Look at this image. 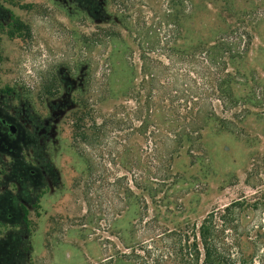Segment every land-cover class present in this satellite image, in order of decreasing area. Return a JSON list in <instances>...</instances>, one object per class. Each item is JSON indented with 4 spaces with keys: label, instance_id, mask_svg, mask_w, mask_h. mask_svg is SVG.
Masks as SVG:
<instances>
[{
    "label": "rangeland",
    "instance_id": "rangeland-1",
    "mask_svg": "<svg viewBox=\"0 0 264 264\" xmlns=\"http://www.w3.org/2000/svg\"><path fill=\"white\" fill-rule=\"evenodd\" d=\"M1 119L0 264H203L238 199L236 264H264V0H0Z\"/></svg>",
    "mask_w": 264,
    "mask_h": 264
},
{
    "label": "trees",
    "instance_id": "trees-1",
    "mask_svg": "<svg viewBox=\"0 0 264 264\" xmlns=\"http://www.w3.org/2000/svg\"><path fill=\"white\" fill-rule=\"evenodd\" d=\"M219 59V63L225 62L221 57ZM228 77L229 74L227 73L224 76L217 75L214 95L221 97L231 95L230 88L224 86L229 82ZM201 112L203 111L198 112L197 119L195 118V121L190 125L184 122V132L180 135H174L172 141L179 142V144H182L184 140H188L192 144H196L197 141L200 142L202 130L207 124V120L216 117V114L209 110L204 112V118H200ZM226 128L228 127L226 126ZM169 137H171L170 134ZM172 155L173 152L170 153V157ZM259 205H261V202L258 199L253 204H249L245 199H238L224 208V212L219 217L221 221L219 224H217L213 213L204 219L199 229L200 244L204 254L203 264H236L235 260H248L243 258L242 252L238 250L239 244L233 232L237 233L239 227L238 211L247 207L257 209ZM199 255L198 250L196 260H199Z\"/></svg>",
    "mask_w": 264,
    "mask_h": 264
},
{
    "label": "flooded vegetation",
    "instance_id": "flooded-vegetation-1",
    "mask_svg": "<svg viewBox=\"0 0 264 264\" xmlns=\"http://www.w3.org/2000/svg\"><path fill=\"white\" fill-rule=\"evenodd\" d=\"M11 125L15 127V129L13 130L11 128ZM19 134V127L17 124H15L12 121H9L7 119H1L0 120V137H2L3 139L9 141V140H13L17 135ZM26 175L22 176V179L18 180V185L21 184V180L22 182H25L27 184L30 185V183H32V185L35 186V188H38V176H35L34 174L36 173V170L34 168H26ZM34 186H32V189H34ZM9 191V190H7ZM9 193V192H8ZM12 191L9 194L10 197V208L13 210L14 212V216L15 217H21L23 215H25L26 210H27V203L25 204H17V202H15L13 200L14 196L12 195ZM22 254V250L20 249V251H18L16 260L17 262L20 260L21 257H19Z\"/></svg>",
    "mask_w": 264,
    "mask_h": 264
},
{
    "label": "water",
    "instance_id": "water-1",
    "mask_svg": "<svg viewBox=\"0 0 264 264\" xmlns=\"http://www.w3.org/2000/svg\"><path fill=\"white\" fill-rule=\"evenodd\" d=\"M11 128H12L13 130L15 129V127H14V126H12V125H11Z\"/></svg>",
    "mask_w": 264,
    "mask_h": 264
}]
</instances>
